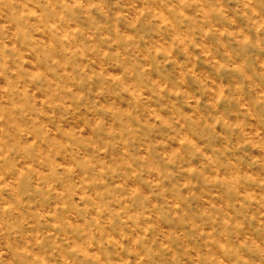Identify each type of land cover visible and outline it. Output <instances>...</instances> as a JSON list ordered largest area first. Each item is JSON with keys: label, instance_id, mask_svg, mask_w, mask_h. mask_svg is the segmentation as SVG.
<instances>
[{"label": "clouds", "instance_id": "9594fccd", "mask_svg": "<svg viewBox=\"0 0 264 264\" xmlns=\"http://www.w3.org/2000/svg\"><path fill=\"white\" fill-rule=\"evenodd\" d=\"M0 264H264V0H0Z\"/></svg>", "mask_w": 264, "mask_h": 264}]
</instances>
